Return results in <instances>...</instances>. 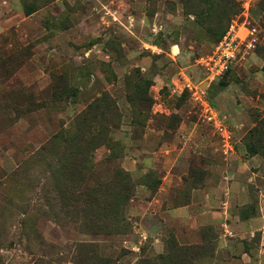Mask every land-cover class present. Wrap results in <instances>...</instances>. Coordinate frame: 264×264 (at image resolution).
<instances>
[{
	"label": "rangeland",
	"instance_id": "374dc122",
	"mask_svg": "<svg viewBox=\"0 0 264 264\" xmlns=\"http://www.w3.org/2000/svg\"><path fill=\"white\" fill-rule=\"evenodd\" d=\"M0 264H264V0H0Z\"/></svg>",
	"mask_w": 264,
	"mask_h": 264
},
{
	"label": "built area",
	"instance_id": "2783aa9c",
	"mask_svg": "<svg viewBox=\"0 0 264 264\" xmlns=\"http://www.w3.org/2000/svg\"><path fill=\"white\" fill-rule=\"evenodd\" d=\"M238 35L228 31L205 56L200 64L212 77L225 73L233 64L237 53Z\"/></svg>",
	"mask_w": 264,
	"mask_h": 264
}]
</instances>
